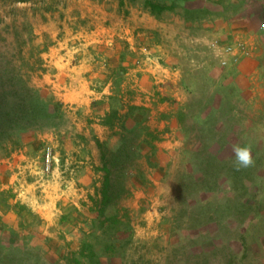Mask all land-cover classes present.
Returning <instances> with one entry per match:
<instances>
[{
	"label": "rangeland",
	"instance_id": "1",
	"mask_svg": "<svg viewBox=\"0 0 264 264\" xmlns=\"http://www.w3.org/2000/svg\"><path fill=\"white\" fill-rule=\"evenodd\" d=\"M152 1L177 8L0 0L8 99L48 110L0 143V264H264V77L223 68L185 0ZM75 90L81 105L64 100ZM129 104L147 116L124 140L104 120Z\"/></svg>",
	"mask_w": 264,
	"mask_h": 264
},
{
	"label": "crops",
	"instance_id": "2",
	"mask_svg": "<svg viewBox=\"0 0 264 264\" xmlns=\"http://www.w3.org/2000/svg\"><path fill=\"white\" fill-rule=\"evenodd\" d=\"M184 6L185 9L182 6L178 7L181 13L184 12V24L193 29V25L201 21L204 35L200 40H203L202 44L208 43V51H212L211 54H215L220 62L226 60L222 67L227 66L233 71L236 70L237 78L252 79L249 84L260 83L256 78L264 77V32L259 28L264 17V0H185ZM176 8L174 5L172 11ZM188 10L200 13V18L194 21L188 19ZM192 39L197 40L196 36L191 37ZM228 45L234 47L237 60L234 61L232 55L224 51ZM202 46L204 48V45ZM187 49L189 48L185 50L182 48L179 56L173 58L184 57L188 60V57H198L194 51ZM64 100L81 105L83 95L75 90L64 93Z\"/></svg>",
	"mask_w": 264,
	"mask_h": 264
},
{
	"label": "trees",
	"instance_id": "3",
	"mask_svg": "<svg viewBox=\"0 0 264 264\" xmlns=\"http://www.w3.org/2000/svg\"><path fill=\"white\" fill-rule=\"evenodd\" d=\"M144 5L148 7L150 12L153 14H160L163 11L172 10L174 7V3H171V1L156 2L152 0H144ZM6 78L7 75L0 74V90L2 91V93L0 94V143L3 140H10L15 133L23 132L27 129H32V127L35 125L37 126L38 123L36 121L38 118V114H40V112H44L45 114H47L48 111L45 103L43 104L40 100H38V98L37 100H35L33 105H21L20 103L15 104L10 102L8 99L9 95L6 84L8 83V85L15 86V83L12 82L10 78H8V80ZM10 82L11 84H9ZM1 87L3 88L1 89ZM23 87L24 89H27L26 91L30 90L24 84ZM10 91L11 93H13L12 89H10ZM146 116V107L129 104L127 105V109L124 111L121 108L117 107V109L113 108L110 110V112H107L105 115L104 123L110 126H112V124L114 123H117L118 125H120L121 129L123 124H125V128L122 129V132H120V135H122L121 139L124 138L125 140V132H133V125H130L129 123H140L141 121L145 120ZM113 119L114 122L112 123ZM102 167L104 169L105 176L103 188L101 190V205L98 207L99 209L97 211L99 216L103 214L102 207L105 206L108 201L107 198L110 184L109 170L104 167V165H102Z\"/></svg>",
	"mask_w": 264,
	"mask_h": 264
},
{
	"label": "clouds",
	"instance_id": "4",
	"mask_svg": "<svg viewBox=\"0 0 264 264\" xmlns=\"http://www.w3.org/2000/svg\"><path fill=\"white\" fill-rule=\"evenodd\" d=\"M233 151L235 153L236 166L246 168L254 163L250 147L236 145L233 147Z\"/></svg>",
	"mask_w": 264,
	"mask_h": 264
},
{
	"label": "built area",
	"instance_id": "5",
	"mask_svg": "<svg viewBox=\"0 0 264 264\" xmlns=\"http://www.w3.org/2000/svg\"><path fill=\"white\" fill-rule=\"evenodd\" d=\"M259 28L262 32H264V17L263 19L260 21V25H259ZM224 51L228 54H231L232 57H233V60H237V55H236V52H235V49L234 47H232L231 45H228L225 47ZM221 63L222 64H225L226 63V60H221ZM43 158H44V169L45 170H48L50 165H51V161H52V158H53V155H52V152H51V149L49 146H47L44 150V153H43Z\"/></svg>",
	"mask_w": 264,
	"mask_h": 264
}]
</instances>
